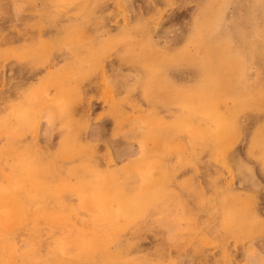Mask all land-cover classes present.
<instances>
[{
	"label": "rangeland",
	"instance_id": "rangeland-1",
	"mask_svg": "<svg viewBox=\"0 0 264 264\" xmlns=\"http://www.w3.org/2000/svg\"><path fill=\"white\" fill-rule=\"evenodd\" d=\"M0 264H264V0H0Z\"/></svg>",
	"mask_w": 264,
	"mask_h": 264
},
{
	"label": "bare ground",
	"instance_id": "bare-ground-1",
	"mask_svg": "<svg viewBox=\"0 0 264 264\" xmlns=\"http://www.w3.org/2000/svg\"><path fill=\"white\" fill-rule=\"evenodd\" d=\"M205 38V37H204Z\"/></svg>",
	"mask_w": 264,
	"mask_h": 264
}]
</instances>
